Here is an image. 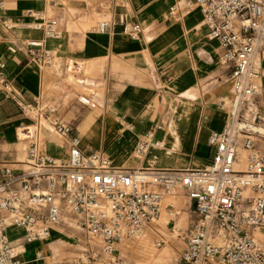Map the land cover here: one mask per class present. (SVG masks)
I'll return each instance as SVG.
<instances>
[{
  "label": "built area",
  "instance_id": "1",
  "mask_svg": "<svg viewBox=\"0 0 264 264\" xmlns=\"http://www.w3.org/2000/svg\"><path fill=\"white\" fill-rule=\"evenodd\" d=\"M50 2L57 5L59 0ZM196 8L203 14L209 38L224 49L222 62L232 67L231 96L219 101L229 117L221 130L209 135V164L203 169L119 167L103 150H84L71 125L51 119L52 130L67 142L66 155L48 153L36 130L22 137L29 139L24 158L0 161V264H24L20 246L49 239L52 229L63 222L79 228L86 239L85 249L69 264H127L119 243L155 222L165 198L178 187L185 189L191 205L196 199L197 219L174 264H264V148L259 145L264 143V104L255 100L263 93L264 0H180L163 18L178 21L183 11ZM28 14L41 19L35 27L44 38L23 46L41 68H50L56 54L45 39L61 35L58 17H41L32 10ZM18 24L9 17L2 20L9 31ZM117 25L131 39H140L142 26L127 12L102 19L95 30L109 33ZM17 48L15 44L8 50ZM0 89L23 112L35 109L38 119L48 120L56 110L54 104L39 100L32 104L18 100L2 55ZM78 101L97 106L87 94ZM158 130L152 127L139 137L136 158L162 145ZM168 208L170 216L178 214L175 203ZM11 229L21 235L12 238Z\"/></svg>",
  "mask_w": 264,
  "mask_h": 264
},
{
  "label": "crops",
  "instance_id": "2",
  "mask_svg": "<svg viewBox=\"0 0 264 264\" xmlns=\"http://www.w3.org/2000/svg\"><path fill=\"white\" fill-rule=\"evenodd\" d=\"M179 1L59 0L52 5L50 0H3L0 55L7 59L13 91L20 102L39 100L56 106L41 124L48 153L68 152L66 140L50 126L51 119H57L74 128L84 150H103L119 167L203 169L209 164V135L221 130L229 117L219 101L231 96L232 67L222 62L224 49L209 38L199 9L183 11L178 21L163 18ZM29 10L45 18L58 17L61 35L45 39L56 54L50 68H41L23 46L44 38L35 27L41 19L29 15ZM122 12L140 22V39H131L119 25L109 33L80 27L95 20L96 14L116 18ZM5 17L19 24L9 31L2 26ZM15 44L16 51H9ZM261 80L264 88V60ZM86 90H91L87 95L96 107L78 101ZM31 121L0 89V161L25 157L29 139L22 138L18 128ZM152 127H159L162 145L136 158L139 137ZM188 224L187 230L194 222ZM10 234L15 239L21 231L11 229ZM75 234L81 233L63 222L52 229L49 239L20 246L24 264H69L80 250L77 241L69 239Z\"/></svg>",
  "mask_w": 264,
  "mask_h": 264
},
{
  "label": "rangeland",
  "instance_id": "3",
  "mask_svg": "<svg viewBox=\"0 0 264 264\" xmlns=\"http://www.w3.org/2000/svg\"><path fill=\"white\" fill-rule=\"evenodd\" d=\"M62 1L66 2V0ZM95 17V20L89 19L90 21L81 23L80 27L84 30H93L96 28L99 21L109 17V15L96 14ZM71 63L73 64L76 62ZM78 70L82 71L80 66ZM73 81L76 80L73 79ZM84 93L90 94L91 90H86ZM255 100L262 105L264 104V88L263 93L257 96ZM19 109L22 111L20 106ZM26 113L32 119L29 124H26L29 131L26 132L28 129L25 127L21 128L24 126L23 125L18 128V133L31 135L36 130L41 132V124H45L46 120L44 118L38 119L37 111L33 108H29ZM259 145L264 148V143H260ZM189 201L185 189L181 187L176 188L171 195L165 198L161 215L155 222L145 226L133 237L119 243L118 248L121 254L126 258L127 264H174L176 262L185 247V238L188 236L189 231L186 226L189 225L188 223L191 221L195 222L197 219V214L193 207L190 206ZM171 202L175 203L176 210L178 211V214L174 217L170 216L168 213V205ZM67 224L73 226L70 222ZM172 226H174L175 231L172 230ZM73 228L81 233V237L76 234L68 235L70 240L77 241L76 244L79 246L80 250L75 256H78L86 247V239L79 228L74 226ZM160 239L164 240L161 245L158 244Z\"/></svg>",
  "mask_w": 264,
  "mask_h": 264
},
{
  "label": "water",
  "instance_id": "4",
  "mask_svg": "<svg viewBox=\"0 0 264 264\" xmlns=\"http://www.w3.org/2000/svg\"><path fill=\"white\" fill-rule=\"evenodd\" d=\"M192 207H193V209H195V207H196V199L192 200Z\"/></svg>",
  "mask_w": 264,
  "mask_h": 264
}]
</instances>
